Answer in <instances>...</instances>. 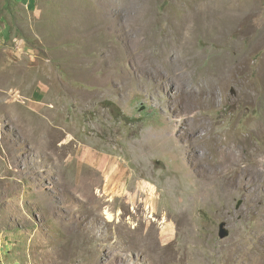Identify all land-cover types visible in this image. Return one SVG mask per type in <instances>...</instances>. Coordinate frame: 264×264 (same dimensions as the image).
Returning <instances> with one entry per match:
<instances>
[{"label":"rangeland","instance_id":"obj_1","mask_svg":"<svg viewBox=\"0 0 264 264\" xmlns=\"http://www.w3.org/2000/svg\"><path fill=\"white\" fill-rule=\"evenodd\" d=\"M0 264H264V0H0Z\"/></svg>","mask_w":264,"mask_h":264},{"label":"water","instance_id":"obj_2","mask_svg":"<svg viewBox=\"0 0 264 264\" xmlns=\"http://www.w3.org/2000/svg\"><path fill=\"white\" fill-rule=\"evenodd\" d=\"M225 222H222L220 224V230H219V234L221 237H226L229 234V231L225 228Z\"/></svg>","mask_w":264,"mask_h":264},{"label":"bare ground","instance_id":"obj_3","mask_svg":"<svg viewBox=\"0 0 264 264\" xmlns=\"http://www.w3.org/2000/svg\"><path fill=\"white\" fill-rule=\"evenodd\" d=\"M117 183H118V181H117ZM152 187H153V186H152ZM174 209H175V208H174ZM175 211H176V210H175ZM166 212H167V211H166ZM179 212L181 213V211H180V208H179V209H177V212H176V214H177V213H179ZM167 214H168V213H167ZM152 216H153V215H152ZM152 216H151V217H152ZM173 216H174V215H173ZM173 216H172V217H173ZM147 217H148V216H147ZM149 217H150V216H149ZM174 217H175V216H174ZM165 218H166V217H165ZM176 218H177V217H176ZM146 219H147V218H146ZM162 219H163V218H162ZM175 221H176V220H175ZM135 225H136V224H135ZM158 246H159V245H158Z\"/></svg>","mask_w":264,"mask_h":264}]
</instances>
